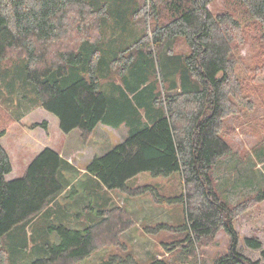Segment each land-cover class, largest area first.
<instances>
[{"label":"trees","instance_id":"16d2710c","mask_svg":"<svg viewBox=\"0 0 264 264\" xmlns=\"http://www.w3.org/2000/svg\"><path fill=\"white\" fill-rule=\"evenodd\" d=\"M108 1L0 0V68L11 53L23 54L16 59L23 57L27 62L24 77L36 87L37 105L58 117L63 132L79 130L84 145L99 125L117 128L132 106L137 109L130 98L109 99L96 72ZM136 1L140 6L134 15L144 18L147 35L123 53L142 44L165 49L167 40L174 39L177 44L183 38L190 48L188 55L177 61L184 68L183 89L156 99L157 105L164 106L160 116L147 97L139 100L141 105L150 103L157 118L130 130L125 142L87 164V176L96 181L83 186L88 195L77 194L82 178L69 190V195L77 194L73 199L74 224L68 213L52 208L68 187L63 171L76 172L74 167L57 151L45 148L22 177L8 181L13 166L1 143L7 130L0 129V264H76L89 258L98 249L99 240L112 239L120 229L127 231L133 225L127 219L117 229L123 224L114 220L120 208L103 210L101 195L93 186L141 195L145 188L134 189L127 183L145 172L154 177L181 175L190 242L214 238L222 229L227 233L229 249L213 264H260L240 251L233 213L236 208L245 211L261 205L264 189L233 207L218 194L211 176L218 161L232 152L220 134L224 118L232 112L228 89L233 84L235 51L244 43L241 26L229 14L215 15L210 9L213 0ZM242 2L263 34L260 46L264 52V0ZM74 31L78 38L72 44H61ZM129 121L137 122L138 117ZM33 127L47 130L48 122ZM42 214L44 227L31 236L34 254L24 260L27 238L23 227ZM245 244L254 250L262 248L254 238H246ZM150 264L170 262L153 259Z\"/></svg>","mask_w":264,"mask_h":264},{"label":"rangeland","instance_id":"374dc122","mask_svg":"<svg viewBox=\"0 0 264 264\" xmlns=\"http://www.w3.org/2000/svg\"><path fill=\"white\" fill-rule=\"evenodd\" d=\"M108 5L110 10L106 8L108 18L103 20V39L98 45L100 53L95 62L102 90L109 99L123 101L130 98L132 104H136L137 109L132 106L133 110L124 120L126 122L137 117L147 121L153 111L150 103L160 116L164 113V106L157 105L156 99L163 98L164 93L183 89L184 68L178 66L177 61L187 56L190 48L183 38H179L177 44L174 39L167 40L165 49L142 44L123 53L147 35L144 18L134 15L140 2L109 0ZM210 9L215 15L229 14L237 20L244 38V43L234 54L233 84L228 89L232 112L224 118L220 134L232 152L218 161L211 174L218 194L236 207L264 189V184L257 187L259 180L256 178L264 176V52L260 46L263 34L242 0H213ZM236 34L240 35V31ZM78 36L74 31L61 44H72ZM18 56L24 55L11 53L2 61L0 68V129L7 130L1 143L12 158L13 166L7 180L22 177L27 165L46 147L64 154L77 148L76 153L86 157L79 160V164H83L95 151L99 154L116 142L113 132L105 134L96 129L85 150L79 130L63 132L58 117L37 105L36 87L24 77L27 62L23 57L16 59ZM146 97L151 102L141 105L139 100L145 101ZM43 122L50 124L46 132L33 127ZM125 130L115 132L116 140L124 137ZM71 157L78 158L76 154ZM259 164L262 166L257 171L261 172L256 173L251 166L257 168ZM249 178L253 179L252 185L246 183ZM181 181V175L177 173L170 177L139 173L127 183L134 189L145 188L143 194L136 196L121 191L107 193L102 185L93 186L101 197L112 201L107 210L120 208L114 220L117 218L123 224L120 223L117 229L127 219L133 225L127 231L121 232L120 229L116 237L114 235L115 239L99 240L98 249L76 264H133V259L141 264H150L153 259L170 264H213V260L223 257L230 246L229 236L223 229L211 239L188 240L185 205L181 201L186 191ZM88 182L86 177L80 180L82 187H79L78 196L88 195L89 192L84 190ZM74 200L68 202V209L76 208ZM233 217L240 238V251L249 259L264 264V201L249 210L236 208ZM248 237L257 239L262 248L254 250L248 247L245 244Z\"/></svg>","mask_w":264,"mask_h":264},{"label":"crops","instance_id":"0c3cea01","mask_svg":"<svg viewBox=\"0 0 264 264\" xmlns=\"http://www.w3.org/2000/svg\"><path fill=\"white\" fill-rule=\"evenodd\" d=\"M149 116L150 117H149V119L147 121H143V120H138L137 122H135V121H129L130 123L124 121V123H122L121 125H119L117 128H114V127L108 126V125H104V124L99 125L98 126V129L100 130V132H104L105 134H110V131L113 132V135L115 137L114 140L116 142L114 144L112 143L113 145H110V147H107V149L105 151L99 152V154L96 153V151H95L93 153V155H92L91 158H88V159H85L84 160L83 164L82 163L79 164V160L81 161V159L86 158V157L84 156V154H82L81 156L79 154H77L76 153L77 148L72 153H71V151H68L69 154H67V153L64 154V153L58 151V154H60V156L62 158H64V160H66L71 166H73L74 169L76 170V172H72V170H69V169H68V171H63L64 178L67 179V181H68V187L65 190V192L63 193V195L58 198V200L54 203V205H52V208L55 210V212H57L56 210L59 208L60 211H61V213H64V214L65 213H68L69 214V217L71 219L70 222L74 224V221H72V219H73L72 213L74 212V210L73 209L72 210L71 209H68L67 206H68V202L72 201L76 195H74V196L73 195H69V190L71 191L72 186L73 185H77L78 181L81 178L86 177V179H88V181H89L88 182V185L92 184L93 181L94 182L96 181L95 179L91 178L90 176H87L86 171H85V168H86L87 164H89V162L92 160V158H95L96 156L99 157L101 155H104L105 153H107L108 151H110L112 148H114L118 143L125 142V140L127 139L128 135H129V131L130 130H132L134 128H137L138 129V127H141V126H143L145 124H150V123L153 122V120L155 118H157L152 113H150ZM40 124H42V123H40ZM49 125L50 124L48 123V127H49ZM40 129L41 130H44L42 127H40ZM98 129H97V131H98ZM122 129H126L125 130L126 131V134H124V137L116 140L117 139V135L115 134V132H120ZM44 131L46 132L47 130H44ZM79 135H81V134H79ZM86 147H87V145H84V149L85 150H86ZM46 148H48V147H46ZM42 150H44V149H42ZM41 151H39L38 154ZM73 154H76L78 156V158L77 159H73L71 157ZM262 155H264V154L262 153ZM32 160H31V162H32ZM28 165H27V167H28ZM261 166H262V164H259V166H257V168H256L255 165H252L251 167L257 173V172H261L260 170L257 171V169H260ZM27 167L25 168L24 173H25ZM78 172H79V175L77 174ZM258 176L259 177L256 176V178L259 180V184L257 185V187L258 188H261V187H263V186H261V184H264V176H262V175H258ZM12 180H14V179H12ZM8 181H11V180H8ZM246 183H247V185H252L253 184V179L252 178H249ZM103 190L106 191L107 193L111 192V191H108V190H106L104 188H103ZM101 205H102L103 210H105L106 208H108V207H110L112 205V201L110 200V198L107 199L105 197L104 198L101 197L100 198V206ZM44 214H42L39 217H37L34 221H32L31 223H29L26 227H23L24 228V235L27 238V244H26L27 254H24L25 255L24 260H26V258L29 259V257H32V255L34 254V251H33L34 244H33L32 241L29 240V235L31 233V235H30V237H31L33 231H36V229H42L44 227L42 225V223H40V220L44 216ZM36 224H37V226H36ZM79 226H83V225L80 224ZM36 241H37V239H36ZM37 242L40 243L39 241H37Z\"/></svg>","mask_w":264,"mask_h":264}]
</instances>
